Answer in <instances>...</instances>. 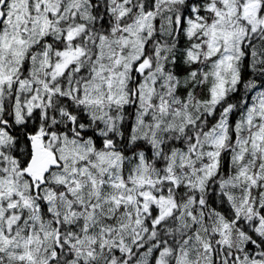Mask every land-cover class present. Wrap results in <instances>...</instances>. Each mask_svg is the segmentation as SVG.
<instances>
[{
  "label": "snow or ice",
  "instance_id": "snow-or-ice-1",
  "mask_svg": "<svg viewBox=\"0 0 264 264\" xmlns=\"http://www.w3.org/2000/svg\"><path fill=\"white\" fill-rule=\"evenodd\" d=\"M0 264H264V0H0Z\"/></svg>",
  "mask_w": 264,
  "mask_h": 264
}]
</instances>
